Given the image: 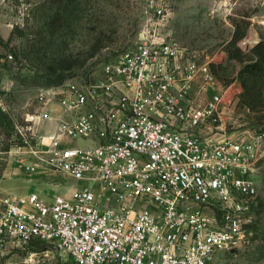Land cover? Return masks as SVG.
<instances>
[{"label":"built area","instance_id":"obj_1","mask_svg":"<svg viewBox=\"0 0 264 264\" xmlns=\"http://www.w3.org/2000/svg\"><path fill=\"white\" fill-rule=\"evenodd\" d=\"M224 96L209 61L149 28L118 58L40 87L19 163L62 173L73 189L2 197L0 257L215 264L245 237L264 143L226 131Z\"/></svg>","mask_w":264,"mask_h":264},{"label":"rangeland","instance_id":"obj_2","mask_svg":"<svg viewBox=\"0 0 264 264\" xmlns=\"http://www.w3.org/2000/svg\"><path fill=\"white\" fill-rule=\"evenodd\" d=\"M163 9L164 20L155 15ZM178 40L207 60L225 90L223 123L230 135L264 130V107L251 111L241 99L246 63L264 43V0H3L0 3V209L5 195L37 192L71 195L74 180L62 173H29L19 163L38 107L36 93L82 70H92L134 47L144 29ZM80 145H84L81 143ZM249 204L244 239L217 255L215 264H264V143ZM43 248V247H41ZM27 253L0 257L22 264Z\"/></svg>","mask_w":264,"mask_h":264},{"label":"trees","instance_id":"obj_3","mask_svg":"<svg viewBox=\"0 0 264 264\" xmlns=\"http://www.w3.org/2000/svg\"><path fill=\"white\" fill-rule=\"evenodd\" d=\"M244 36L245 32H235L231 54L246 63L242 72L241 99L251 111H255L258 107H264V43H259L250 55H244L240 48L235 47ZM260 133H264V130Z\"/></svg>","mask_w":264,"mask_h":264},{"label":"crops","instance_id":"obj_4","mask_svg":"<svg viewBox=\"0 0 264 264\" xmlns=\"http://www.w3.org/2000/svg\"><path fill=\"white\" fill-rule=\"evenodd\" d=\"M3 0H0V3L2 2ZM57 109H59L58 107H57ZM41 171H43V170H41ZM40 172V171H39ZM39 194V196L40 197H42V198H44L45 200H48V201H50L52 198L50 197H44L42 194H40V193H38Z\"/></svg>","mask_w":264,"mask_h":264}]
</instances>
